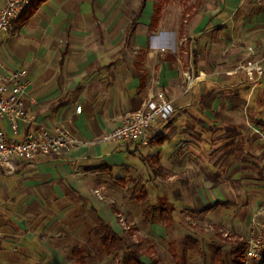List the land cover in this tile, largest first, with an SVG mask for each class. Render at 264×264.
Returning a JSON list of instances; mask_svg holds the SVG:
<instances>
[{"label": "crops", "instance_id": "1", "mask_svg": "<svg viewBox=\"0 0 264 264\" xmlns=\"http://www.w3.org/2000/svg\"><path fill=\"white\" fill-rule=\"evenodd\" d=\"M143 1L145 7L141 12ZM102 2L47 0L38 4V0H34L30 10L20 20L19 36L3 34L0 37V71L27 70L30 86L25 98L26 108L35 114L37 124L46 128L64 124L80 142L77 149L42 158L36 165L17 164L11 175L4 170L0 172V193L9 200L2 202L0 216L2 263L17 264L23 252L31 248L34 242L31 234L35 230L32 217L37 213L34 210L47 199L52 202L66 199L65 187L78 191L87 177L107 176L112 178L108 181H118L122 185H134V179L138 178L142 184L139 198L145 201L149 197L147 187L152 184L143 181V177H152L156 182L178 176H198L201 169L208 170L210 167L209 155L216 147L222 146L220 142L244 139L246 116L250 117L254 127L264 126V79L259 87L252 89L242 72L234 73L247 58L245 49L237 52V59L232 55L221 61L217 53L207 48L210 38L206 34L211 18L201 12L204 0H196L194 4L187 0L177 30H168L160 25L163 9L169 3L163 5L158 16L154 8L159 4L158 0L152 5H149V0H140L138 9L131 12L126 41L135 31L139 39L144 32L155 33L158 30L161 36L153 37L151 45L171 48L170 52L167 51L165 58L157 62L150 59V54L144 62V69L132 62L127 65L126 73L119 77L113 75L112 80L121 86H116L118 91L112 98L107 97L108 101L103 97L94 100L86 89L76 94L74 91L79 86L76 84L77 71L70 72L72 60L69 56L73 52L70 41L78 32L72 26L78 18L82 17L86 23L93 19L102 35L95 9V4L101 5ZM197 2H201L202 6L187 22L185 11L188 7H195ZM2 5L3 0H0ZM145 16L146 22L140 23ZM155 21L157 24H153ZM63 33L65 43L60 45L58 40ZM178 35L186 40V45L181 48L176 42ZM253 48L257 54L264 52V45ZM189 65L195 79L191 88L183 79L184 68ZM152 73L157 75L159 89L173 103L175 114L172 119L152 130V139L146 148L95 143L122 126L128 116L143 109L149 96L148 87L152 81L149 75ZM78 107H81L80 113L76 112ZM0 127L11 136L6 123H1ZM21 128L23 133L25 126ZM251 140V144L257 146L258 140ZM225 153L233 154L229 149ZM254 153L256 156L257 151ZM205 162L209 167L203 166ZM142 192L147 194V199H141ZM161 202L174 206V224L175 205L167 196L158 197L157 205ZM149 208L145 213L150 211ZM110 227L113 229L112 225ZM116 233L117 237L119 233ZM236 235L228 237L221 234L218 239L237 248L236 242L243 240L241 234ZM219 250L224 256L223 250L218 249L217 252ZM214 262L212 260V264Z\"/></svg>", "mask_w": 264, "mask_h": 264}, {"label": "rangeland", "instance_id": "2", "mask_svg": "<svg viewBox=\"0 0 264 264\" xmlns=\"http://www.w3.org/2000/svg\"><path fill=\"white\" fill-rule=\"evenodd\" d=\"M153 3L155 0H149V5ZM139 4L140 0H103L101 5L95 4L102 35L93 19L86 23L81 17L73 23L72 29L78 33L70 41L73 52L69 60L70 72L77 71L76 94L86 89L94 100L103 97L108 101L107 97L112 98L121 86L112 80L113 75L126 73L132 62L144 69L150 54L153 61L163 60V48L170 52L171 48L151 45L153 37L161 36L158 30L144 32L139 39L135 31L126 41L131 12ZM183 10L181 0H171L163 9L160 25L177 30ZM201 12L211 18L207 48L221 61L232 55L237 59V52L264 45V0H204ZM146 18L142 17L140 23ZM176 42L180 48L186 45L179 35ZM64 43L63 33L58 44ZM149 76L157 77L155 73ZM245 119L244 139L220 142L222 146L209 155L210 167L203 163L209 168L201 169L198 176L156 182L152 177H143L152 184L147 187L149 197L145 201L139 198L142 184L138 178L134 185H122L108 181L112 178L107 176L87 177L78 191L65 187L66 199H47L34 210V242L17 264H80L72 256L74 247L81 249L86 264H119L132 253L145 264H212V260L217 261L218 249L223 250L224 260L230 264L236 246L225 244L218 236L241 234L245 242L255 214L264 203V126L256 128L250 117ZM254 138L257 146L251 144ZM228 149L233 154H226ZM161 196H167L176 208L171 227H166L159 213L157 198ZM5 201L9 200L0 193L1 207ZM148 207L152 210L145 213ZM116 232L121 241L110 250L104 248V238Z\"/></svg>", "mask_w": 264, "mask_h": 264}, {"label": "built area", "instance_id": "3", "mask_svg": "<svg viewBox=\"0 0 264 264\" xmlns=\"http://www.w3.org/2000/svg\"><path fill=\"white\" fill-rule=\"evenodd\" d=\"M34 0H3L0 6V37L3 34L18 37L21 18L30 10ZM167 53L161 49L160 54ZM180 62V61H179ZM242 72L252 89L260 86L264 79V52L257 54L247 48V58L234 73ZM184 83L191 88L195 83L191 66L183 71ZM30 86L26 69L0 71V124L6 123L11 136L0 127V172L11 175L17 164L33 166L42 158L69 153L78 148L80 142L66 125L46 128L37 124L35 114L26 108L25 98ZM149 96L143 109L131 114L122 126L103 136L95 143H115L149 147L152 130L167 124L175 114V108L159 82L152 79L148 87ZM81 112V107L76 110ZM22 125L25 130L22 133ZM98 193V192H97ZM2 207L0 205V216ZM245 241V263L261 262L264 257V203L258 208ZM0 264H6L0 262Z\"/></svg>", "mask_w": 264, "mask_h": 264}, {"label": "trees", "instance_id": "4", "mask_svg": "<svg viewBox=\"0 0 264 264\" xmlns=\"http://www.w3.org/2000/svg\"><path fill=\"white\" fill-rule=\"evenodd\" d=\"M46 1L47 0H38V4L44 3ZM183 1H184V4H187V0H183ZM158 3L159 4L154 6V8L156 10V14H158L159 16L161 14L163 5H165L166 3H169V0H158ZM201 6H202V3L197 2L195 7H193L194 9L189 8V7L186 9L185 15H186L187 22L192 20V18L195 15L194 12L198 11L201 8ZM144 7H145V1L142 2L141 8H140L141 12L143 11ZM153 24H157V21H155ZM134 26H135V23L133 24V27ZM147 197H148L147 194L145 192H142L141 199L145 200L147 199ZM159 207H160V215L163 216L168 227H171L173 224V213L175 211L174 206L169 203L161 202ZM148 210H151V209L149 208ZM120 241L121 239L117 238L115 235L106 236L103 240V246L104 248L110 250L111 248L116 247L118 245V242ZM225 241H229V243H232L231 240H228V239H225ZM236 244H237V248L232 253L233 260L231 261L230 264H244L243 258H244L245 250L247 248V244L243 241H240V242L238 241L236 242ZM174 251H175V248H174ZM72 256L80 264H86V260L82 256V251L79 247H74L72 249ZM216 262H220V264H227V262H225L224 260L223 253L221 250L217 252ZM216 262H214L213 264H216ZM119 264H145V263L142 262L141 257L139 255H137L136 253H132L129 256H124L123 260ZM260 264H264V257H263V260L260 262Z\"/></svg>", "mask_w": 264, "mask_h": 264}]
</instances>
